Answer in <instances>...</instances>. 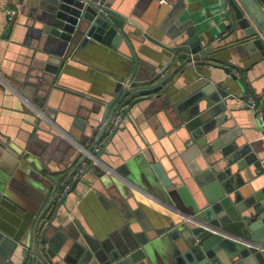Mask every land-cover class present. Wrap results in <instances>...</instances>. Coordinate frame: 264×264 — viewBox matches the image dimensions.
Listing matches in <instances>:
<instances>
[{"label": "water", "instance_id": "water-1", "mask_svg": "<svg viewBox=\"0 0 264 264\" xmlns=\"http://www.w3.org/2000/svg\"><path fill=\"white\" fill-rule=\"evenodd\" d=\"M216 1L223 38L204 46L192 25L176 23L167 44L155 42L169 54L166 62V55L161 57L159 63L164 64L160 68L144 65L136 56L133 40L152 39L148 27L137 21L140 9L129 1L41 0L32 9L35 15L26 25L30 39L27 80L42 79L41 72L56 76L67 59L90 42L124 53L125 46L131 64L127 79L116 82L112 98L99 100L89 109L56 102L50 89L26 101L35 114L51 121L57 111L63 113L64 119L91 144H77L78 151L73 156L62 151L58 170L46 166L50 170L43 176L49 184L31 211L25 240L10 243L0 236V264H264V185L259 189L253 185L254 179H264V0ZM17 16L13 14L9 19L2 39H9ZM227 37L230 42L219 45ZM243 59L251 61L248 68L236 63ZM171 66L174 68L170 71ZM207 67L221 70L224 77L213 78L205 72ZM259 67L261 91L256 94L252 83L255 80L246 75ZM180 78L184 86L169 95L168 83ZM31 85L40 87L41 82ZM249 97L259 115L248 107ZM232 100L244 101L250 114L245 132L223 126L231 119L228 105ZM125 106L111 130L119 109ZM135 107L147 118L143 125L142 120L132 115L133 121L129 116ZM125 119L132 126L131 137L142 144L134 156L126 159L110 150ZM29 134L35 136L37 131ZM0 137L10 141L1 132ZM31 141L35 142V138ZM8 144L0 140L2 150L10 149L16 154ZM201 154L214 156L215 160L193 177L197 191L190 195V183L179 162H186L189 155ZM222 159L227 168L216 165ZM84 164L86 168L72 180ZM233 164L234 172L230 169ZM89 172L100 180L123 213L126 209L132 213L136 210L137 216L140 211L132 205L131 197L117 191V175L143 185L191 219L179 226L167 221L166 226L157 224L159 227L153 229L144 228L139 219L142 232L127 227L103 239L90 236L77 220H69L66 204L77 185L85 183L83 178ZM8 181L9 177L4 179ZM248 183L251 192L243 195L241 190Z\"/></svg>", "mask_w": 264, "mask_h": 264}, {"label": "crops", "instance_id": "crops-1", "mask_svg": "<svg viewBox=\"0 0 264 264\" xmlns=\"http://www.w3.org/2000/svg\"><path fill=\"white\" fill-rule=\"evenodd\" d=\"M40 1L0 0V132L2 135L8 136L10 141L5 142L2 137L0 140L3 143H9L8 146L12 147L17 154L10 149L5 151L0 148V236L6 238L10 243L24 242L32 217L31 211L37 206L46 191L44 187L47 188L49 184L47 178L43 176L49 172L48 167L54 171L58 170L57 167L60 168L57 160L62 155V151H67L73 156L76 150L78 151L77 144L85 143V147L91 144L79 129L64 119L63 113L57 111V115L51 121L47 117H41L39 113L35 114L33 108L26 101L30 100L35 93L42 96L44 90L50 89L56 102L62 101L64 105H80L84 110L89 109L99 100L108 101L112 98L110 93L116 82L127 79L128 68L131 64V59L127 56L128 53L125 54L128 52L125 46L123 47V50L126 51L124 53L90 42L84 49L77 50L67 59L56 76L41 72L39 74L42 79L31 77L27 80L25 73L26 52L30 50L28 47L30 39H27L26 36L29 31L26 25L32 22L31 17L35 15L32 9ZM126 1H129L131 5L138 6L140 17L137 21L144 28L148 27L149 35H151L152 41L145 37L144 40L134 39L132 42L136 56L144 65H156L160 68V64H164V62L159 63V61L165 55L166 62L169 54L155 42L167 44L170 29L176 23L192 25L200 34L204 46L224 36L222 25L217 22L216 11L219 6L216 0ZM13 14H18V16L11 35L9 39H2L1 34ZM129 30L133 31L135 35H140L134 28ZM230 40L228 37L224 38L219 45H227ZM224 57L230 58L227 54H224ZM236 63L243 68H248L251 61L243 59L236 60ZM173 68L174 66H171L170 71ZM204 70L217 80L224 77L221 70L211 67ZM261 74L262 69L259 67L248 71L246 75L249 80H255L252 83L256 88V94L261 91V84L257 81ZM27 81L29 84L26 83ZM37 82H41L40 87L31 85L37 84ZM174 82L176 83L174 84ZM181 82L182 78L168 83V85L170 84L168 94L182 89L184 85ZM244 105V101H230L228 112L231 119L223 126H234L239 132L248 130V122L251 117ZM132 115L142 120L141 125H143V121H147L146 116L139 108L135 107L129 113L134 121ZM131 128L129 120L125 119L124 127L121 128L115 143L110 145L111 152L121 155L124 159L134 156L137 153V148L142 146L137 139L131 137L129 132ZM28 129L29 132L37 131V134L30 136L27 132ZM143 135L147 137L148 133L145 132ZM31 138H35V142L31 141V143ZM213 157L207 158L203 154L189 155L186 157L187 163L179 162L181 170L190 183L188 185V189L191 191L190 195L197 191L192 180L193 177L196 178L197 174H200L206 167L208 168L209 161L215 160ZM105 158L106 161H113L110 157ZM216 165H219L220 168H227L223 159ZM46 166L48 167L46 168ZM30 168H33L34 172H31ZM230 169L234 172L236 165L233 164ZM8 177L9 181L5 183L4 179ZM114 177L117 191L122 193L123 197L132 198L131 203L134 207L138 206L139 215L135 216L136 210L133 213L128 209L125 213L121 212L100 180L93 172H89L84 176L86 184H78L74 192L68 196L66 204L70 211L69 220H77L88 235L98 239H103L112 232L121 233L124 229L127 230V227L134 232H142L139 219L142 220L144 228L150 227V229L157 228L162 223L166 226L167 221H171L173 226L180 225L177 223L180 218L165 212L152 203L141 200L133 188L152 195L160 203L162 202L161 204L164 203L168 206L169 204L163 202L157 194L120 175ZM250 183L241 190L243 195H248L251 192ZM253 185L256 189L264 185L263 177L254 179Z\"/></svg>", "mask_w": 264, "mask_h": 264}, {"label": "built area", "instance_id": "built-area-1", "mask_svg": "<svg viewBox=\"0 0 264 264\" xmlns=\"http://www.w3.org/2000/svg\"><path fill=\"white\" fill-rule=\"evenodd\" d=\"M247 104H248V107L254 111L255 113H257V115H259V109L256 107V104L253 100L252 97H249L248 98V101H247ZM125 107H122L119 109V113L116 115L115 117V120H114V123H113V126L111 127V130H113L114 126L116 125L117 122H119L120 120V113L122 110H124ZM103 141L100 142L98 145H97V150H99L100 146L102 145ZM86 164L82 165L81 168L78 169V171L72 176V180H75L79 177L80 173L86 168ZM84 179V178H83ZM68 189V186H66L63 190V194L65 193V191ZM136 192V194H138L141 198V200L143 201H146L147 203H152L154 204L155 206H157L158 208H161L162 210H164L165 212L167 213H170V214H173L175 216H177L179 219V222H177L178 224H182V223H186V222H189L190 221V216L182 213L180 210L172 207V206H166L167 204H161L157 199H155L152 195L140 190V189H137V188H133ZM176 223V222H175Z\"/></svg>", "mask_w": 264, "mask_h": 264}]
</instances>
